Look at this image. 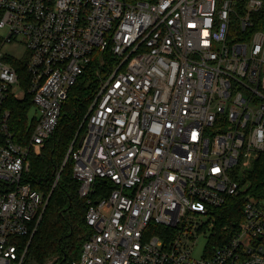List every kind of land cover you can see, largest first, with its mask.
I'll return each instance as SVG.
<instances>
[{
  "label": "built area",
  "instance_id": "obj_1",
  "mask_svg": "<svg viewBox=\"0 0 264 264\" xmlns=\"http://www.w3.org/2000/svg\"><path fill=\"white\" fill-rule=\"evenodd\" d=\"M13 42L26 59L2 53ZM97 55L114 61L67 153L89 228L73 264H264V198L211 244L215 209L245 193L234 169L264 153V0H0V264H22L48 203L29 155ZM27 94L21 139L7 102Z\"/></svg>",
  "mask_w": 264,
  "mask_h": 264
},
{
  "label": "trees",
  "instance_id": "obj_2",
  "mask_svg": "<svg viewBox=\"0 0 264 264\" xmlns=\"http://www.w3.org/2000/svg\"><path fill=\"white\" fill-rule=\"evenodd\" d=\"M113 61L114 58L108 55L94 56L71 88L56 131L45 141L40 154L32 152L29 155L30 167L24 180L41 192L48 203L30 242L29 238L20 240V253L28 245L22 264H73L80 256L89 234L85 222L87 205L78 194L80 182L74 177V162L71 156L67 158V153L74 140L75 149L84 136L87 129L85 116L95 99L101 78L108 74V66ZM11 63L18 71L21 87L24 86L25 63L15 60ZM7 106L11 112V129L17 138L27 139L31 131L28 121L33 109L32 95L27 94L22 99L10 97ZM247 181L250 182L247 192L228 197L224 205L215 209L212 229L216 236H212L211 244H220V236L227 238L237 230L249 199L264 198V153L253 162L241 184Z\"/></svg>",
  "mask_w": 264,
  "mask_h": 264
},
{
  "label": "rangeland",
  "instance_id": "obj_3",
  "mask_svg": "<svg viewBox=\"0 0 264 264\" xmlns=\"http://www.w3.org/2000/svg\"><path fill=\"white\" fill-rule=\"evenodd\" d=\"M231 35L236 39L237 38V34L232 31L231 32ZM2 53L9 56V57H14V58H17V59H21V58H24L26 59L27 58V54H26V48L23 44H19V43H16V42H13V43H8L6 44L3 48H2ZM19 91V93H21V89H17ZM35 116V111L34 109L31 110V113L29 114V123L32 122L33 118ZM251 170V167H244L242 166L240 168V166H237L235 169H234V172L238 173V178L240 181L244 180L245 179V174L247 175L248 172ZM249 185H250V182L247 181L245 183V186L243 187V189L245 190V192H247L248 188H249ZM41 193V192H40ZM197 221L200 223L201 221L203 222H206L207 224V220L206 219H197ZM207 229L208 227L205 225L204 226V229H203V235L199 236L197 241L195 242L194 244V247L192 249V255L193 257L195 258H200L204 251H205V248L208 244V238L206 236V234L208 236H210V234L207 232Z\"/></svg>",
  "mask_w": 264,
  "mask_h": 264
}]
</instances>
